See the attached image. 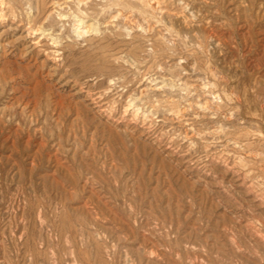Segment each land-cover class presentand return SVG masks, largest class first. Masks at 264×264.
<instances>
[{"label":"rangeland","instance_id":"rangeland-1","mask_svg":"<svg viewBox=\"0 0 264 264\" xmlns=\"http://www.w3.org/2000/svg\"><path fill=\"white\" fill-rule=\"evenodd\" d=\"M0 264H264V0H0Z\"/></svg>","mask_w":264,"mask_h":264},{"label":"bare ground","instance_id":"bare-ground-1","mask_svg":"<svg viewBox=\"0 0 264 264\" xmlns=\"http://www.w3.org/2000/svg\"><path fill=\"white\" fill-rule=\"evenodd\" d=\"M67 7H68V6H67ZM120 13H121V12H120ZM79 20H80V19H79ZM77 22H78V20H77ZM84 22H85V21H84ZM79 23H80V21H79ZM75 25H76V24H75ZM82 26H86L87 28H90V27H92V23H89V22H88L86 25L84 24V25H82ZM92 28H94V27H92ZM74 29H76L75 31H76L77 33H80L78 27H77V28H74ZM84 29H85V28H84ZM35 31H36V30H35ZM35 31H34V32H35ZM71 32H72V31H71ZM76 32H75V33H76ZM48 33H49V32H47V33L45 32V35L48 34ZM50 33H51V32H50ZM75 33H74V34H75ZM77 33H76V34H77ZM42 34H44V33H42ZM50 35H51V34H50ZM50 35H49V36H50ZM77 35H78V34H77ZM154 103H155V102H154ZM152 109H153V108H152Z\"/></svg>","mask_w":264,"mask_h":264}]
</instances>
